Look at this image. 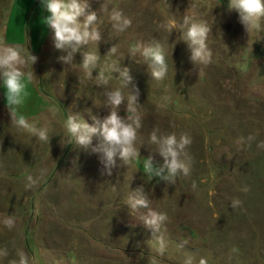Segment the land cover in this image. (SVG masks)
<instances>
[{
	"label": "rangeland",
	"instance_id": "rangeland-1",
	"mask_svg": "<svg viewBox=\"0 0 264 264\" xmlns=\"http://www.w3.org/2000/svg\"><path fill=\"white\" fill-rule=\"evenodd\" d=\"M104 2L132 20L126 32L116 34L108 17L101 15L104 37L97 51L101 66L118 61V67L128 68L140 91L141 159L130 168L117 159L107 175L102 154L68 144L64 121L69 112L92 124V116L103 118L109 109L103 106L104 88L78 67L59 62L66 53L48 48L32 69L38 81L33 92L28 85L18 112L33 114L40 92L64 104V109L51 112L59 124H51L56 119L52 114L34 118L43 124L47 117L50 142L19 131L3 114L7 124L0 133V250L8 255L0 257V264L18 261L20 250L30 264H182L189 254L194 264L201 258L207 264H264V148L257 146L264 141V40L248 35L238 13L228 10L229 0ZM91 7L98 11L100 3L91 0ZM173 14L177 20L183 15L207 20L214 54L210 64L195 68L178 30L159 28ZM152 38L170 45L169 70L162 81L153 80L148 65L130 55L137 41ZM115 44L118 52L107 57ZM88 48L95 50L94 45ZM87 50L74 55V65L82 63ZM117 84L113 80L107 87ZM119 114L129 115L126 105ZM154 128L165 134L186 132L192 138L191 172L174 185L143 171L142 159L155 148L149 142ZM100 143L93 138L94 147ZM155 159L162 162L158 155ZM28 175L38 178L30 188ZM141 187L153 209L168 216L163 256L151 231L124 204L128 192ZM244 187L249 190L241 191ZM236 198L242 204L233 209ZM7 215L14 217L12 229L2 222Z\"/></svg>",
	"mask_w": 264,
	"mask_h": 264
},
{
	"label": "clouds",
	"instance_id": "clouds-1",
	"mask_svg": "<svg viewBox=\"0 0 264 264\" xmlns=\"http://www.w3.org/2000/svg\"><path fill=\"white\" fill-rule=\"evenodd\" d=\"M100 3L98 11L92 10L91 0H42V5L49 14L43 23L53 33V44L56 50L66 53L58 58L59 62L76 66L85 74L88 80L93 81L97 87L104 88V107L109 109V114L103 118L92 116V124L86 122L81 115L69 112L64 121V128L68 136V144L75 148L102 154L101 163L104 172L111 175L112 169L116 167L119 159L123 165L132 167L140 160V148L137 147L139 131L142 128L141 104L139 103L140 91L132 83V77L128 68L118 67V61L101 66L98 55V45L104 37L101 25V15H106L111 25V30L116 34H122L132 26V20L118 7H109L104 0ZM170 7V5H169ZM195 9L196 5L193 4ZM228 10L238 13L239 22L245 31L255 35V40H264V0H229ZM159 28L164 31L178 30V40L187 45L190 53V61L195 68L208 65L212 62L213 51L209 47V36L212 27L207 20L196 19L195 15H183L180 20L170 16L167 21L161 22ZM106 42V41H105ZM94 45L95 50H89L88 46ZM164 41L152 38L148 41H137L130 48L133 58L139 57L148 65L151 77L155 81H162L168 74L167 62L168 47ZM87 47L82 53V63L74 65V55L81 49ZM118 47L115 44L107 54V57L115 56ZM37 57L19 45L7 44L0 37V84L5 91L6 104L9 109L11 124L19 131L29 134L43 143L50 142V127L47 117L41 124L38 120H29L19 114L18 109L24 103L28 95L26 91L29 83L38 81L32 71H26V66L36 63ZM93 72L97 74L93 76ZM118 73L114 77L113 73ZM116 80L117 86L109 89L107 86ZM121 105H126V117L119 114ZM163 107V105H160ZM55 112V109H49ZM98 137L101 143L93 146V138ZM251 139V138H249ZM149 142L155 146L150 155L143 160V171L147 176L156 177L167 184H176L179 176H188L191 172L194 158L188 149L192 144L190 134L181 132L161 133L154 128L149 136ZM259 148H264V141L259 142ZM155 155L162 158L155 159ZM26 187H32L38 183V178L27 176ZM196 185L193 183V188ZM244 187L241 191L247 192ZM124 204L128 210L135 214L146 229H149L155 240L157 252L163 256L167 244L163 233L166 231L168 216L166 213L158 212L151 206L152 202L145 195L143 188H137L128 192L124 198ZM242 201L238 198L231 203L233 209L241 206ZM3 224L8 229L15 226L12 215L3 219ZM151 240V241H152ZM150 241V242H151ZM8 255L6 249L0 250V257ZM18 261L10 264H30V259L22 250L17 253ZM152 264H156L155 260ZM182 264H194L193 257L189 254ZM199 264H207L203 258Z\"/></svg>",
	"mask_w": 264,
	"mask_h": 264
},
{
	"label": "crops",
	"instance_id": "crops-1",
	"mask_svg": "<svg viewBox=\"0 0 264 264\" xmlns=\"http://www.w3.org/2000/svg\"><path fill=\"white\" fill-rule=\"evenodd\" d=\"M47 15L49 14L44 9L42 0H0V37H3L4 41L9 45H19L27 49L29 53L36 56L37 61H39L42 56L47 54L48 48L53 47L52 52H55L54 44H51L53 33L43 23ZM35 66L36 63L32 66L29 63L25 70L30 71L29 69H34ZM28 85L30 87L29 90L32 89L31 91L33 92V88L35 87L33 83H29ZM3 88V85L0 84V98L5 95V92L1 95V90H4ZM47 94L48 95H45L43 92L36 93L33 114L25 116L23 111L19 113L29 120H35L34 118L39 119L38 116H43L44 113L46 116L52 114L56 119H53L51 124H59V122H57L58 116L53 115V113H51L52 111H49V109H55V111L59 112L60 109H64L65 105L58 101H53V99L49 98L50 94ZM3 114L8 116L7 118L11 122L6 99H0V133L3 128H5V126H1L7 124L5 118H3ZM13 127L15 128L14 125ZM58 127L56 128L58 129Z\"/></svg>",
	"mask_w": 264,
	"mask_h": 264
}]
</instances>
